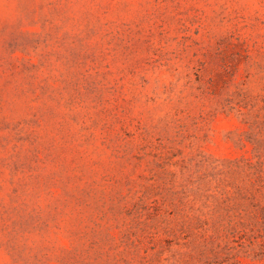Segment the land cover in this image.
<instances>
[{"label":"rangeland","instance_id":"rangeland-1","mask_svg":"<svg viewBox=\"0 0 264 264\" xmlns=\"http://www.w3.org/2000/svg\"><path fill=\"white\" fill-rule=\"evenodd\" d=\"M0 264H264V0H0Z\"/></svg>","mask_w":264,"mask_h":264}]
</instances>
